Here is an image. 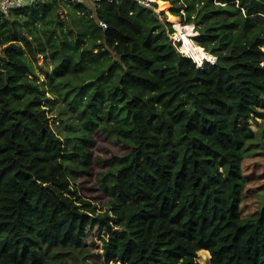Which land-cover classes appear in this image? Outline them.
<instances>
[{
	"label": "trees",
	"instance_id": "obj_1",
	"mask_svg": "<svg viewBox=\"0 0 264 264\" xmlns=\"http://www.w3.org/2000/svg\"><path fill=\"white\" fill-rule=\"evenodd\" d=\"M163 1L215 64L184 55L163 9L136 0L0 13V264H98L101 232V264H199L201 249L264 264V199L245 214L244 165L264 115V0ZM59 100L79 111L75 149L52 125ZM99 122L126 146L99 180L102 210L73 184L94 171Z\"/></svg>",
	"mask_w": 264,
	"mask_h": 264
},
{
	"label": "rangeland",
	"instance_id": "obj_2",
	"mask_svg": "<svg viewBox=\"0 0 264 264\" xmlns=\"http://www.w3.org/2000/svg\"><path fill=\"white\" fill-rule=\"evenodd\" d=\"M168 2L169 4L167 3L164 7L167 11L164 8L163 11L166 15V20L172 22L168 18V12H172V3L170 1ZM158 3L162 2L158 1ZM161 8V6L158 7V10H160ZM62 14L63 17H66L65 11H63ZM165 17L163 16V18ZM175 17H177L180 23L184 22L183 19L186 21L184 16L177 15ZM174 32L171 33V38L174 41L177 40L178 43V39L180 38H178L174 34ZM195 42H197V40H195ZM40 61L45 63L44 58H41ZM37 70L39 72L41 80L47 79V75L45 73H42L40 69ZM50 106H48L47 108L50 116L53 118L52 120H54L52 122V125L57 130V132L63 135V133L75 131L72 134V137L67 139L68 145L73 147V149L76 148V146L74 147V144L76 145V141L78 142V144L83 145V125L78 118V109L70 107L65 100H59V102H55L53 105ZM261 110L264 111V108H261ZM63 117L65 118L62 119ZM101 123L102 122H99L98 126L94 130V141L91 146L95 162L94 171L91 174H88V176L87 174H82L80 177L73 181V184H76L79 187V190L82 192V194L85 193V195H92L95 199L98 200L99 210H102L101 208L103 207V203H106L108 201V196L102 190L99 181L102 177V173L108 171L110 167L108 158L110 159L114 154H123L126 148V146H124L119 140L115 139L112 136H107L106 133L100 128ZM251 126L253 127L254 131H256L257 136L249 144V150H247L246 152V159L244 161V165L247 167L249 173H252L250 178L251 183L248 188L249 207H246L245 214H249L255 211L258 207H260V203L264 199V115L254 116L251 119ZM75 133L79 134L77 139L76 137H74L76 136ZM74 159L77 160V157L75 156ZM102 236L103 232L94 236L95 244L93 251L96 255L95 261H97L98 264H101L102 260L100 257H98V255H100L103 251V241L101 239ZM205 250H207L208 253ZM196 260L199 264H211L210 251L208 249L199 250L197 253ZM87 261L89 262V264L93 263V260H91L90 256L87 257Z\"/></svg>",
	"mask_w": 264,
	"mask_h": 264
},
{
	"label": "built area",
	"instance_id": "obj_3",
	"mask_svg": "<svg viewBox=\"0 0 264 264\" xmlns=\"http://www.w3.org/2000/svg\"><path fill=\"white\" fill-rule=\"evenodd\" d=\"M39 1L40 0H0V13L6 14V13L10 12L11 10L25 8L27 5L33 4V3L35 4V3L39 2ZM68 1H70V2H79V3L91 2L93 4H97V3H100L102 1H110V2H113L115 0H68ZM136 1L139 4H142V5H145V6H148V7H153L157 11H160L161 9H163V7H162L160 10H158V7H156L153 4V3H155L154 0H136ZM182 11H183V15L182 16L185 17V15H186L185 14V11L184 10H182ZM183 21L184 22L181 23V25L183 27H189L190 28V31L188 32V34H189L190 37L193 38V32H194L195 25L193 23L186 22L184 19H183ZM100 24H101V26L103 28H106L107 27V23L105 21H103V20L100 21ZM172 25H173V27L175 29V32H176L177 31V28H176L175 24L173 23ZM175 32H174V34H175ZM193 39H195V38H193ZM178 41H179V50L181 52H183L184 55H186L185 52L181 48L182 47L183 40L180 38V39H178ZM174 42L177 43V40H175ZM204 49H205V47H204ZM205 53H207V56H206L204 62L202 63V65L199 66L197 64L199 67H203L206 62H210L212 64H215L218 61V56L216 54H213V53L207 51L206 49H205ZM186 56H188V55H186ZM188 57H191V56H188ZM191 58L193 59V57H191ZM194 61L196 62L195 59H194Z\"/></svg>",
	"mask_w": 264,
	"mask_h": 264
},
{
	"label": "bare ground",
	"instance_id": "obj_4",
	"mask_svg": "<svg viewBox=\"0 0 264 264\" xmlns=\"http://www.w3.org/2000/svg\"><path fill=\"white\" fill-rule=\"evenodd\" d=\"M158 1H162V3H159V5L163 8L167 4V2H164L163 0H158ZM168 18H169V20H171L175 24V26L177 28L175 35L178 38H181L183 40V43H184L183 51L185 52V54L193 57V59H195L198 63H202V60H204L206 58L207 54L204 52V50L202 48H200L197 45V43L195 42V40L192 37L188 36V32H189L190 28L189 27H182V25L178 21L177 17H175V15H173L170 12H168ZM205 251L208 253L207 250H205Z\"/></svg>",
	"mask_w": 264,
	"mask_h": 264
},
{
	"label": "water",
	"instance_id": "obj_5",
	"mask_svg": "<svg viewBox=\"0 0 264 264\" xmlns=\"http://www.w3.org/2000/svg\"><path fill=\"white\" fill-rule=\"evenodd\" d=\"M166 1V0H165ZM156 3H158L157 1H155Z\"/></svg>",
	"mask_w": 264,
	"mask_h": 264
},
{
	"label": "clouds",
	"instance_id": "obj_6",
	"mask_svg": "<svg viewBox=\"0 0 264 264\" xmlns=\"http://www.w3.org/2000/svg\"><path fill=\"white\" fill-rule=\"evenodd\" d=\"M159 4V3H158Z\"/></svg>",
	"mask_w": 264,
	"mask_h": 264
}]
</instances>
